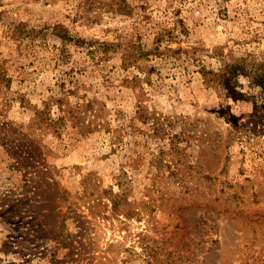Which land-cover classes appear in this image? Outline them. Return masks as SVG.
<instances>
[{"label": "rangeland", "instance_id": "374dc122", "mask_svg": "<svg viewBox=\"0 0 264 264\" xmlns=\"http://www.w3.org/2000/svg\"><path fill=\"white\" fill-rule=\"evenodd\" d=\"M0 264H264V0H0Z\"/></svg>", "mask_w": 264, "mask_h": 264}, {"label": "trees", "instance_id": "16d2710c", "mask_svg": "<svg viewBox=\"0 0 264 264\" xmlns=\"http://www.w3.org/2000/svg\"><path fill=\"white\" fill-rule=\"evenodd\" d=\"M64 36H66V34H61V37H64Z\"/></svg>", "mask_w": 264, "mask_h": 264}]
</instances>
